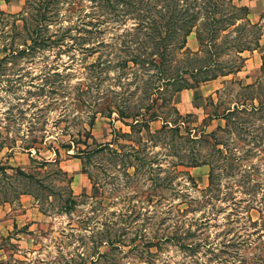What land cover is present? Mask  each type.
<instances>
[{
	"label": "rangeland",
	"instance_id": "1",
	"mask_svg": "<svg viewBox=\"0 0 264 264\" xmlns=\"http://www.w3.org/2000/svg\"><path fill=\"white\" fill-rule=\"evenodd\" d=\"M241 1H256L254 9L264 10V1ZM37 2L0 0V11L26 15L27 7ZM163 4L165 0H55L41 32L45 38L62 33L61 41L18 56L1 48L11 31L15 43H7L9 48L28 37L31 17L29 26L8 23L9 36L0 42V166L11 168L8 175L0 169V205L7 207L0 210V264H205L212 256L206 248L191 256L169 242L156 240L158 245L150 249L130 238L136 231L142 234L144 226H150V238V233L195 228L196 222L210 217L209 225L202 226L211 230L214 240L224 238L216 233L227 230V238L236 240L238 231L246 233L242 227L249 224L247 211L254 220L263 214L264 108L235 110L237 103L251 110L264 102L263 65L256 68L246 52L251 60L242 73L221 76L203 88L217 87L209 103L181 99L182 114L193 117H177L173 104L162 105L161 99L152 104L163 66L154 60L163 44L148 34L151 29L141 17L158 14ZM205 12L202 9L201 15ZM227 12L220 8L221 14ZM261 32L264 15L259 26L244 25L239 35H217L213 45L223 64L218 70L239 64L236 46L254 44ZM164 42L171 60L179 39ZM197 44L194 30L187 46ZM228 108L235 110L228 120L212 116ZM153 111L170 119L168 127L163 128L162 118L145 125L142 120ZM173 120L181 121L180 131ZM48 161L53 163L40 166ZM193 161L201 164L191 165ZM59 162L70 175L84 167L88 186L96 187L86 193L84 186L77 189L72 182L76 204L68 211L70 188ZM179 162L184 165L177 166ZM16 168L36 172L40 182H30L15 173ZM25 189L30 193L18 197Z\"/></svg>",
	"mask_w": 264,
	"mask_h": 264
},
{
	"label": "trees",
	"instance_id": "2",
	"mask_svg": "<svg viewBox=\"0 0 264 264\" xmlns=\"http://www.w3.org/2000/svg\"><path fill=\"white\" fill-rule=\"evenodd\" d=\"M55 0H39V2L33 4L32 9L28 8L25 10V14L19 16L18 14L9 15L5 11H0V42L5 43L6 36H9V33L6 29L8 23L12 22V26L18 27L19 21H22V25L29 26L30 17L32 22V29L30 30V34L28 37L20 42V45L14 48H9L6 44L10 43L13 45L15 43L13 32L11 31V39L3 44V48L1 51H9L11 56L23 55L30 52L33 48L45 47L49 46L53 43H58L61 41L62 33L59 35H55V38L46 37L48 40H45V36L42 35V30L47 23L50 12V5ZM74 3V2H73ZM155 7V5H154ZM220 8H227V14H221ZM157 9V7H156ZM206 9L207 12L201 15V10ZM158 14L153 15H144L141 17L142 20L147 21L148 29H151L148 32L149 35H153L154 39L160 37L158 39L160 44H163L160 48L162 50L159 53V59L154 60L156 62H160L159 64L163 65L161 69L157 72V83L154 86V92L151 93V101L152 104L158 105L159 100L161 99L163 104L168 105V103L173 104V111L179 118L193 117L192 113H187L185 115L182 114L181 110L176 106L174 102L175 94L184 89H195L199 87L201 84L219 78L221 76H226L231 73H237L242 70L245 65L246 58L243 56V52L246 50H254L260 44V39L263 34L261 32L258 36H256V41L254 44H244L242 46H236L235 53L236 58L239 59V64L233 67L224 68V70H218L221 68L223 64L219 63L217 57L219 54L218 49H216L213 45V39L217 37L219 34H225L229 37H233V34L239 35V29L243 28L244 25L249 27H257L259 23H253L249 18V7L246 4L240 3L239 0H192V2L186 0H165V4L161 6L158 10ZM264 15V13H263ZM262 15V16H263ZM32 16H35L33 18ZM208 18L204 23L200 21ZM228 18V19H227ZM225 22L224 25L219 27L218 23ZM50 26V25H49ZM202 27L204 29H202ZM12 28V27H10ZM196 30L198 41L200 44V48L198 50H191L188 48V37L189 35ZM204 30L207 32L205 35ZM62 32V31H61ZM170 38H178L179 42L176 47V56L168 60L166 55L167 44L163 41ZM31 43V44H30ZM20 46H25L24 48H20ZM34 50V49H33ZM159 51V50H158ZM168 62V65L166 63ZM173 66V67H172ZM182 66V67H181ZM172 67V68H171ZM1 68V66H0ZM217 69V71H216ZM264 69V62H263ZM168 93V97H164L162 94ZM213 95H210L207 98V103L213 100ZM238 107L235 109L236 111L239 109L240 111L248 112V111H260L264 108V102L259 104L255 103L251 107V110L245 103H241L240 105L237 103ZM241 106V108H239ZM150 110V108H149ZM228 112H223L219 114V112H215L214 117H218L222 115L225 119H229V115H232L235 110L227 109ZM150 116L148 120L145 121V125L148 126L149 120H155L156 118H162L163 120V128L168 127L167 125L171 123L170 119L167 117H162L158 115L156 112H150ZM134 116H137L135 114ZM94 118H92L93 121ZM138 120L135 119L134 121ZM185 123V121L183 120ZM93 123V122H91ZM173 123L176 125L175 130L178 132L181 130V121L173 120ZM190 130V129H189ZM191 131V130H190ZM214 134V132H212ZM81 139V138H80ZM196 140V139H195ZM81 143L88 145L87 140H79ZM3 144H0V148ZM216 145H220V142H216ZM68 149L72 148L71 144H67ZM31 148V147H30ZM102 147L88 150L87 155H91V153H97L100 151ZM220 149V148H219ZM86 150L79 148V152H84ZM222 153L223 151L220 150ZM57 152V151H56ZM58 153V152H57ZM229 160H232L231 163L234 162V158L230 157ZM53 163V162H44L40 166ZM207 163V162H203ZM201 163L193 161L191 165H198ZM209 164V163H208ZM238 164H242L241 162ZM59 171L64 173L67 177V182L69 184V196L66 198V210H71L76 204V196L72 190L71 184L73 182L74 176L70 175L68 171H65L59 162ZM184 165L183 162H179L176 164ZM235 165V164H232ZM134 166V164L129 165ZM159 166V165H158ZM161 167V166H160ZM11 168L9 166H0L1 172L3 175H8V169ZM241 169V167H239ZM40 169V168H39ZM82 172H86V169L83 167ZM15 173L18 175H22L30 182H40L37 177L36 172H27L22 168H16ZM215 168H212L211 171V180L215 177ZM30 193L29 190L25 189L19 192L18 197L22 194ZM237 197V195H236ZM236 206L241 208V200H237ZM249 224H243L242 229L246 231V233L239 232L237 239L232 240L231 238H227L229 231H223L221 233H216V236L225 235L221 240H214L212 237V232L210 229H205L202 225H209V221L212 220L210 217H206L207 219H201V221L196 222L195 228L192 226H188L186 230L182 232H171L167 234H159L155 232L154 234L150 233V238H148V230L150 226L143 227L142 234H138L137 231L130 238L132 243H136L138 239L140 242H143L144 245L151 247L158 245L156 244V240L162 243L169 242L173 245L178 246L183 251H186L191 256L196 255L199 252L200 248H206L208 251L212 252V256H210L209 261L205 264H264V212L260 216L259 219L254 220L250 211H247ZM240 218L241 222V217ZM232 217H229L230 220ZM236 221L237 219H233ZM241 226V225H240ZM250 228H257L254 231H250ZM154 232V231H153ZM236 241V242H235ZM158 242V243H159ZM234 244H237L236 250L231 251L229 248H232ZM205 253L207 251H204Z\"/></svg>",
	"mask_w": 264,
	"mask_h": 264
},
{
	"label": "crops",
	"instance_id": "3",
	"mask_svg": "<svg viewBox=\"0 0 264 264\" xmlns=\"http://www.w3.org/2000/svg\"><path fill=\"white\" fill-rule=\"evenodd\" d=\"M239 1L242 3L241 0H239ZM258 1H261L259 3H262L264 0H258ZM255 2L256 1H252L251 4L250 3L246 4L249 7V18H250V20L253 23H260L264 10H262L261 6H259V9H257V8L254 9V7L256 5ZM242 4H245V3H242ZM190 48L192 50H198L200 48L199 41H198L197 46L190 47ZM246 52H249V55H251L255 59V64L257 65L256 68L259 67V66L261 67L263 65L262 59H263V56H264V32H263V34L261 36L260 44H259V46L256 49L251 50V51L250 50H246L245 52H243V56L246 58V62H245L244 67L242 68V70L238 71L239 73H242V71L247 68L248 65H246V64L251 60L250 58H248L249 56H247L245 54ZM224 77H226V76H224ZM246 77H248V76H246ZM219 78H221V77H219ZM219 78H215V79L209 80V81L201 84L199 87H197L195 89H184V90H181V91L177 92L175 94V97H174V102H175L176 106L179 108V106L182 105L180 103L181 99L185 103L189 99L191 101H193L194 103H198V101H201V100H204V101L207 102V98L210 95H212L211 92L213 91V89H215L217 87L212 88V89H210L208 91H204L203 88L206 85H208L210 83H213L214 81H216ZM216 90H218V89H216ZM73 176H74V179H73V187L74 188L78 189V188H83V186H84L83 192L92 193L93 191H96V187L93 184L88 186V184H87V182L85 180L84 173L79 168L75 169V172H74ZM80 180L83 181L81 185H80ZM2 208H7V207L6 206L3 207V206L0 205V210H2Z\"/></svg>",
	"mask_w": 264,
	"mask_h": 264
}]
</instances>
